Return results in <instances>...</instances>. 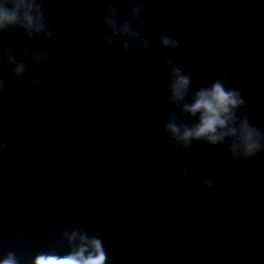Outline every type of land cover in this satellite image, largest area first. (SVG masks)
Masks as SVG:
<instances>
[{"label": "clouds", "instance_id": "obj_1", "mask_svg": "<svg viewBox=\"0 0 264 264\" xmlns=\"http://www.w3.org/2000/svg\"><path fill=\"white\" fill-rule=\"evenodd\" d=\"M43 21L42 6L38 0H0V31L20 27L28 30L29 33L33 30L39 32L45 27ZM105 22L115 30L114 20ZM122 32L126 35H139L131 32L127 23L122 26ZM159 42L164 48L178 49L180 47V41L168 33L162 34ZM124 47L126 50L128 45ZM169 63L172 62L169 61ZM171 71L173 74L170 85L171 96L175 101H183L188 94L191 78L184 75L175 65L172 66ZM15 72L22 74L24 66L18 65ZM225 79H227L226 76ZM2 88L3 83L0 82V89ZM247 105L248 102L242 97L239 88H226L225 84L217 79L210 87H202L196 91L192 102L183 106L184 112L194 117L199 114L198 123L188 127L169 122L165 127L174 138L183 141L185 147H189L193 140H203L215 146L223 144L226 138H230L231 145L228 151L233 160L258 158L259 154L264 152V143H262L264 132L249 122L247 113L243 116L237 115V110L246 108ZM182 171L183 179L186 178L187 172L185 169ZM214 185V180L207 182L209 188ZM77 235L73 232L69 240H75ZM79 239L80 244L69 253L65 255L42 253L35 257L32 264H106L107 255L100 239L89 238L86 235H80ZM0 264H18V261L10 253L7 258L0 261Z\"/></svg>", "mask_w": 264, "mask_h": 264}]
</instances>
